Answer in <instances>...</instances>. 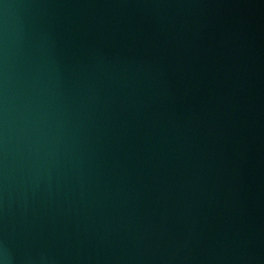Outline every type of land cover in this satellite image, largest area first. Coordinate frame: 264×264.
I'll use <instances>...</instances> for the list:
<instances>
[{"label": "water", "instance_id": "obj_1", "mask_svg": "<svg viewBox=\"0 0 264 264\" xmlns=\"http://www.w3.org/2000/svg\"><path fill=\"white\" fill-rule=\"evenodd\" d=\"M0 264H264V0H0Z\"/></svg>", "mask_w": 264, "mask_h": 264}]
</instances>
